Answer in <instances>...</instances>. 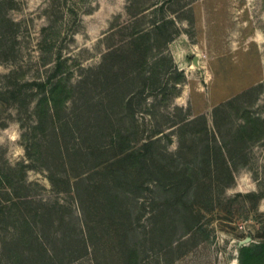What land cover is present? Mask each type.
<instances>
[{
    "label": "rangeland",
    "instance_id": "obj_1",
    "mask_svg": "<svg viewBox=\"0 0 264 264\" xmlns=\"http://www.w3.org/2000/svg\"><path fill=\"white\" fill-rule=\"evenodd\" d=\"M163 1L17 0L10 11L20 25L17 57L0 62V207L13 200L21 216L53 207L77 221L83 200L87 217L98 222L94 211L105 216L100 198L128 193L131 198L123 200L133 212L102 217L101 264H120L119 248L127 241L146 247L145 264H241L243 247L264 241V0H178L161 9ZM163 17L176 22L173 40L164 35L171 25L135 40L136 30L145 33ZM58 55L67 87H84L88 78L95 111L114 119L99 126L108 148L83 142L85 154L71 164L55 153L45 127L28 128L36 124L40 97L30 83L46 79ZM17 82L15 98L10 90ZM253 86L257 89L241 101L216 111ZM26 93L36 95L27 96L32 102L25 107ZM86 100L70 96L64 115L75 103L86 108ZM244 123L250 133L237 140L235 130ZM128 130L136 133L132 149L157 131L163 132L155 137L165 133L154 149L159 181L151 170L141 172L123 160L118 136L109 137ZM32 133L39 145L30 159ZM225 160L233 166L232 177L221 172ZM183 171L189 188L171 191L168 186ZM175 193L183 194L175 224L152 241L157 208L152 202L175 199ZM133 198L145 206L137 210ZM131 223L136 229L120 232ZM0 233L1 243L6 232Z\"/></svg>",
    "mask_w": 264,
    "mask_h": 264
},
{
    "label": "trees",
    "instance_id": "obj_2",
    "mask_svg": "<svg viewBox=\"0 0 264 264\" xmlns=\"http://www.w3.org/2000/svg\"><path fill=\"white\" fill-rule=\"evenodd\" d=\"M176 1L178 0H164L161 4V9H163L164 4H172ZM16 3L17 0H0V62L15 61L17 57L20 25L10 17V11ZM128 12L129 14L134 13L132 5L128 7ZM168 25L173 26L172 30L168 33H164ZM152 26L153 27L149 31L140 34L135 26L136 32H133L135 34V40L137 41L144 36L151 37L153 33L161 31L164 35L166 34V41L169 42L174 39V36L179 31L176 22L166 17L153 22ZM148 49H150V47H148ZM63 64L64 59L61 55H58L53 72L44 80H34L30 83V85L37 87L36 94H39L40 97L35 106V114L37 117L36 124L29 125L28 128L30 132H34L36 129L45 127L42 131L43 133L48 131L52 134V145L54 146L55 153H57L59 158L71 164L74 162V159L80 158L85 154L86 151L84 150L85 147L83 148V142L92 140L94 143L99 144L98 146H102V149L108 148L109 145L107 141L109 138L105 133L101 132L99 126L101 123H103V125H105V123L109 125L113 124L114 119H112L111 115L101 118V115L95 111L97 106L93 99V90L89 87L87 82L88 78L84 79L86 80V86L84 87H80L79 84L78 87H74V90H72V87H67L61 77ZM141 72L142 71H140V74ZM136 75L137 73L135 71L132 72L130 79H135ZM14 85H16V87L10 90V92L15 97V94L19 92L17 89L20 86L18 82ZM256 89L257 86L249 88L230 102L218 106L216 111L225 108L233 102L241 101L243 96ZM75 93L84 95V98L86 97V108L75 103L72 112L64 115V113H67L65 111L67 110V100L70 96H74ZM36 94L31 93L28 95L26 93L25 97L22 98V104H24L25 107L28 106L29 101L32 102V98L28 101L27 96L32 97ZM83 120H85V122H83ZM195 121L196 119L186 121L180 128L191 125ZM249 128V123L238 125L235 130V138L239 140L243 135L249 134ZM162 132L163 131H157L154 135H150L137 149H132L130 146L135 140L133 136L136 137V133H133V131H121L114 135L111 134L109 137L113 139V137L118 136L119 143L125 148V151H123L125 153L122 158L123 160H130L134 167L138 168L141 172L151 170L150 174L152 178L159 181L160 177L157 171H155L157 168L154 169L156 166L154 149L160 143L165 133L157 137L155 136ZM35 140L36 135L32 133V137L28 139L29 145L27 147L30 159L32 158V152L38 149L36 146L39 144ZM128 149L132 150L128 151ZM222 149L223 147L220 146L219 151L223 157L224 152H222ZM167 154L174 156L171 152H167ZM228 163L229 162L226 160L224 161L225 169H222L221 172L227 171L229 176L232 177L233 166ZM184 175V171L180 172V178L172 181L168 188H170L171 191L174 190L178 192L187 190L189 185L184 182ZM8 182L11 184L12 188L15 189L14 183H11V181ZM1 183L2 179L0 178V184ZM178 194L176 195L175 193L176 198L173 199L172 197L166 202L156 200L152 202V204L157 206V208L153 209L155 214L152 218L155 219V225L152 241L159 240L158 238H164L165 232L167 231L166 226L169 227V224H175L176 216L180 211L179 202L183 197V194ZM130 198L128 193H108V195L104 196V199L100 198L99 202L102 208L105 209V216L108 213L111 215L118 213V216H124L123 212H133V210L130 211L129 204L123 200ZM136 199L137 201L134 203V208L141 210V205L143 204L142 206H145L146 203H140L138 198ZM81 202L82 205L80 204L79 207L77 221L74 219L72 213H70L69 218H66L64 214H61L59 210L53 207L36 210L21 216L14 210L15 202H13V200H9L5 205L1 206L0 232L4 230L6 235L2 237L3 241L0 243V264H72L81 260H87L91 262V264H101L98 258L101 254V247L97 238L98 229L101 227L102 219L105 216H103L100 211H98V213L94 211V216H96V218L101 216V220L97 222L95 217L94 219L87 217L88 213L85 209V205H83L85 201L81 200ZM166 207L171 212L169 216L166 214ZM198 219L199 218H197L195 222H198ZM135 220H139V217ZM184 221L185 223L188 222L185 219ZM133 224L134 223H131L129 227H123L120 232L125 235V233L129 232V228H133L132 230L136 229V227H132ZM190 229L191 228H189V230ZM4 234L5 233H3V235ZM0 235L2 236L1 233ZM123 242L124 241L121 243ZM146 252L147 249L141 242H134L132 244L128 241L127 243L124 242L119 248V262L120 264H145L146 258H144V255ZM242 253V257L240 258L241 264H264V241L257 245L243 247ZM109 263V261H106V264Z\"/></svg>",
    "mask_w": 264,
    "mask_h": 264
},
{
    "label": "water",
    "instance_id": "obj_3",
    "mask_svg": "<svg viewBox=\"0 0 264 264\" xmlns=\"http://www.w3.org/2000/svg\"><path fill=\"white\" fill-rule=\"evenodd\" d=\"M194 63H195L196 65L199 64V63H198V56L195 57V59H194Z\"/></svg>",
    "mask_w": 264,
    "mask_h": 264
}]
</instances>
